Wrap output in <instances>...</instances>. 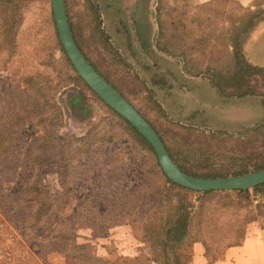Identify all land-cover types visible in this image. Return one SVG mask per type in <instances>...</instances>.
I'll use <instances>...</instances> for the list:
<instances>
[{"label": "rangeland", "instance_id": "rangeland-1", "mask_svg": "<svg viewBox=\"0 0 264 264\" xmlns=\"http://www.w3.org/2000/svg\"><path fill=\"white\" fill-rule=\"evenodd\" d=\"M71 1L73 3L70 9L75 16L73 17L83 23L81 43H86L85 50L92 58L101 60L93 45L94 40L87 34L89 24L86 23L87 20H83L88 0ZM202 1L204 0H163L164 9L169 12L168 21L187 23L192 21L191 18L196 16L197 7L203 4ZM226 1L221 0L219 5L212 4L209 8H213L208 10L200 9L198 15L206 20L214 14L213 12L218 11L219 15L215 16L214 21L223 27L229 23L226 15L233 8L232 2ZM238 3L241 4L240 1ZM89 4L99 6V10L102 11L105 6L104 0H89ZM261 7H264V0H254L250 3L248 1L245 6L252 11ZM1 12L0 7V22ZM239 12L237 8L234 12L235 17L239 16ZM23 16L16 54L9 58L6 51H0V124L8 130L9 141L12 144L11 154L6 155L0 164V218L6 222V229L2 234H13L18 240L32 243L53 234L64 220L77 224V220L81 218L78 209L102 215L120 195L147 184L153 179L150 170L155 164V155L143 150L138 142L127 134L124 127L113 121L107 107L82 83L74 82L73 70L59 48L60 38L51 0H31L24 8ZM113 18L105 17V26L109 33L115 34L112 27ZM91 19L92 17L88 18L89 21ZM255 43L256 53L261 54L260 58L264 61V30L260 31ZM127 51L128 48L121 52L128 66L122 64L120 66V68L124 66L126 70L115 71L119 66L117 62L114 67H110L115 70H107L105 66L101 69L152 121L181 164L207 172L247 169L250 173L258 171L256 168L264 165L263 129L253 132V136L249 138L256 139V142H247L246 138L242 137L241 139L245 140L240 143L241 146L236 145L232 138L221 140L223 142H219L220 139L211 142L209 137L211 136L209 133L214 130L213 123H220L215 125L218 129H227L228 122H224L227 120L217 118L214 115L217 113L230 117L231 123L227 132L234 136H239L249 127L264 121V96L231 97L227 101L228 104L210 110L213 116L209 118L207 111L198 109V106H210L209 104H203L202 100L198 102L172 80L163 79L158 75L153 77V73L145 71L142 63L134 62L132 60L134 56L129 55ZM257 63L264 68V62ZM30 76H36L43 85L51 87L52 93L60 90L55 96L62 113L60 122H43V119L51 116L53 109L46 107L34 90L28 87L25 79ZM260 77L261 82L264 81V77ZM258 86L261 84L258 83ZM144 87L152 91L156 103L148 102L144 98L142 93ZM259 90L264 94L263 89ZM210 93L212 94V90ZM158 105L163 108L164 114L158 109ZM10 112L14 117L10 116ZM108 124L105 129V125ZM51 126L56 128V132L63 140L86 136L91 130H95L96 134L106 138L113 135L115 141L96 146L94 150L68 167L72 190L68 193L65 211L54 212L35 231H31L26 229L23 223L24 214L27 212L26 206L16 205L33 172V168L29 166V157L39 151L43 132L46 130L50 132ZM110 127L113 129L112 135L108 132ZM189 127L198 130L199 134L188 133ZM234 155L243 157L235 159ZM45 186L51 193L59 190L57 176L49 174L45 178ZM249 191V195L229 194L223 199L226 204H216V201H213L210 209L206 211L210 227H204L205 233L200 236L207 241L210 258H219L229 246L240 244L250 226L264 230V193H254V189ZM108 193H111V196ZM198 197L199 195L195 194L189 196V201L195 203V207L188 208L192 215L196 213ZM147 221L146 218V221L141 223H124L103 230V233L87 227L80 228L75 231L76 243L80 246L79 252L98 259L120 260V264L122 259L138 258L141 255L154 256L156 247L152 245L151 240H144L147 234L145 228L149 224ZM191 229L194 230V226ZM192 242L191 238L184 241L178 250L179 260L184 259V254L193 252L195 242ZM49 244L51 242L44 245L40 258L34 257L36 262L69 264L70 261L52 248V245L49 247ZM170 263L176 264L174 259H171Z\"/></svg>", "mask_w": 264, "mask_h": 264}, {"label": "trees", "instance_id": "trees-1", "mask_svg": "<svg viewBox=\"0 0 264 264\" xmlns=\"http://www.w3.org/2000/svg\"><path fill=\"white\" fill-rule=\"evenodd\" d=\"M227 1H231L233 4L232 11L229 10V14L226 15L229 23L220 27V24L214 21L215 16L217 14L219 15L217 13L218 11L213 12L214 14L211 17L203 20L198 15V10L213 8H209V6L212 4L219 5L221 0H210L199 5L196 16L194 18L192 17V21L188 23L178 22L177 20L169 22L167 19L169 12L164 9L163 0H158L155 11V19L159 27L157 46L169 55L180 56L184 60L183 65L186 73L192 76H207L218 94L222 97L264 96L263 92L259 90L260 88L264 90V81L262 80V83L260 80V76L264 77V69L250 63L243 52L245 40L260 23L264 22V7L252 11L243 7L238 1ZM30 2L31 0H0V7L2 8L0 51H6L9 58H12L16 54L18 48V33L24 21V8ZM72 3L71 0L70 2L66 0L67 14L74 39L80 50L94 68L135 106L127 94L120 90L101 69L102 66H105L104 68L107 70L114 69L110 67H114L117 62V65H119L117 66L118 70H114L122 71L126 69L124 66L120 68L121 64L125 66L127 64L125 57L118 47L114 45L111 36L103 26L99 6L89 4L88 0L85 14H83V20H87L86 23L90 25L87 26V31H89L87 34L91 40H94L93 45L95 46V50L98 52V57H101V60H95L86 52V43L83 44L80 41L82 30L84 29L83 23L79 19L74 18V13L70 9ZM237 8H239L240 12L239 16L235 17L234 12ZM76 13L78 14V12ZM89 17H92L90 21L88 20ZM59 48L63 52L67 64L73 70L74 82L82 83L107 107L113 121H116L124 127L127 134L138 142V145L143 150L155 155V164L150 170L153 173V179H150L147 184L140 185L130 193L119 194L120 197L115 199L113 204L102 215L88 212L82 208L78 209L77 212H79L81 218L77 220V224H74V222L67 223L69 220H64L57 226L58 228L56 227L57 229L53 234L32 243H25L21 239L18 240V237L13 234H2L6 229V222L0 218V264H38L34 257L40 258L44 250V245L50 242L49 247L52 245V248L58 250L70 261L69 264H120V260L98 259L81 254L79 252L80 246L76 243L75 231L87 227L93 229L95 232L103 233V230L124 223H141L146 221V218L149 224L145 228L147 234L144 236V240L152 241V245L156 247V254L154 256L141 255L138 258L122 259L121 264H171V259H174L176 264H191L192 252L188 255L184 254V259L180 258L179 260L178 256V250L188 238H191V241L195 243L199 242L204 245L206 257L211 263L222 259L227 249L222 253L221 257L212 259L208 254L207 241L200 236V234L205 233L204 227H210V219L207 217L206 211L210 209L213 201H216V204H226L223 199L229 194L249 195L250 191L235 190L200 193L184 188L169 180L161 169L159 161L156 158V153L149 142L135 127L107 106L89 88L77 74L60 40ZM100 62L101 64H99ZM25 82L42 99L46 107L53 109L51 116L47 119L45 118V120L43 119V122H60L62 113L58 108L55 98L60 90L57 89L52 93L51 87L47 84L43 85V82L37 80L36 76L27 77ZM258 83L261 86H258ZM142 93L148 102H155L150 89L144 87ZM136 108L156 130L170 156L186 174L199 178H221L250 173L247 169H243L242 171L211 170L207 172L197 170L195 167H185L177 160L176 155L173 154L162 134L156 129L152 121L138 107ZM158 109L163 113V108L160 105H158ZM9 114L14 117L13 113L10 112ZM108 126L109 124L105 125V129ZM51 128L50 132L47 130L43 132L39 151L29 157V166L33 168V172L21 191L19 203L16 205L24 204L26 206L27 212L24 214L23 223L24 227L31 231H35L54 212L65 211L68 202V193L72 190L69 184L68 167L85 154L90 153L96 146L100 144H111L115 141L111 127L108 128V132L112 136L107 138L105 136H99L95 133V130H91L86 136L74 137L68 140L61 139L54 126H51ZM262 129L264 131V121L253 127H249L240 133L239 136L230 135L227 131L213 130L209 133L211 135L209 137L211 142H216L217 139H220L219 142H223L221 140L232 138V141L236 145L241 146L240 143L245 140H242V137L246 138L247 142H256V139L249 138L253 136V132H259ZM187 131L188 133L199 134V131L192 127L187 128ZM11 145L8 130L0 124V164L3 163L6 155L11 154ZM241 157L243 156L234 155L235 159ZM49 168L53 170L49 171ZM263 168L264 165L257 167L256 170ZM49 174H55L57 176L60 187L54 193L48 191L45 186V178ZM254 193H264V184L254 188ZM191 194L199 195V204L194 215L188 210L190 207H195V203L189 201ZM108 195L111 196V193H108ZM193 226L194 230L191 229ZM233 246H229L228 248Z\"/></svg>", "mask_w": 264, "mask_h": 264}, {"label": "crops", "instance_id": "crops-1", "mask_svg": "<svg viewBox=\"0 0 264 264\" xmlns=\"http://www.w3.org/2000/svg\"><path fill=\"white\" fill-rule=\"evenodd\" d=\"M207 1L210 0H204L202 3ZM238 1L245 7L248 1L250 3L254 0ZM157 2L158 0H104V9L100 11L103 26L107 30L105 17L113 16L112 27L116 33H109V30L107 32L114 45L122 48L120 52L128 48V54L134 56L132 60L142 63L144 70L153 73V77L158 75L163 79L172 80L176 86L185 90L198 102L202 100L203 104H209L210 106H198V109L207 111L209 118H212L210 110L216 109V106L228 104L227 101L230 99L220 96L207 76H192L186 73L183 65L184 60L180 56L169 55L158 48L159 27L155 19ZM262 30H264V22L252 31L243 44L246 59L259 67L262 65L257 62L264 61L260 58L261 54L256 53L255 39ZM209 89L212 90L211 95ZM222 111H224V107ZM214 115L220 120L224 118L227 120L224 122H228L227 129H218L216 124L220 123H213L211 119L212 123L216 125H213L214 130L228 131L231 123L230 117L219 113ZM191 264H264V230L250 226L244 241L238 246L228 248L222 259L214 263H211L206 257L204 245L197 242L193 246Z\"/></svg>", "mask_w": 264, "mask_h": 264}, {"label": "water", "instance_id": "water-1", "mask_svg": "<svg viewBox=\"0 0 264 264\" xmlns=\"http://www.w3.org/2000/svg\"><path fill=\"white\" fill-rule=\"evenodd\" d=\"M61 44L77 74L111 109L135 127L153 147L161 169L172 182L196 192L253 190L264 184V169L240 176L199 178L186 174L170 156L164 142L139 111L87 60L77 45L67 15L65 0H51Z\"/></svg>", "mask_w": 264, "mask_h": 264}]
</instances>
